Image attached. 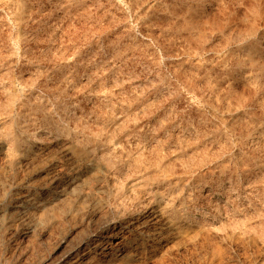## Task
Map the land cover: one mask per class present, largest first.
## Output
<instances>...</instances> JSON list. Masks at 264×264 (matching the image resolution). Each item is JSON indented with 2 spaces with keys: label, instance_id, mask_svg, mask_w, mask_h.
<instances>
[{
  "label": "rangeland",
  "instance_id": "1",
  "mask_svg": "<svg viewBox=\"0 0 264 264\" xmlns=\"http://www.w3.org/2000/svg\"><path fill=\"white\" fill-rule=\"evenodd\" d=\"M0 264H264V0H0Z\"/></svg>",
  "mask_w": 264,
  "mask_h": 264
},
{
  "label": "bare ground",
  "instance_id": "2",
  "mask_svg": "<svg viewBox=\"0 0 264 264\" xmlns=\"http://www.w3.org/2000/svg\"><path fill=\"white\" fill-rule=\"evenodd\" d=\"M112 252V251H111Z\"/></svg>",
  "mask_w": 264,
  "mask_h": 264
}]
</instances>
